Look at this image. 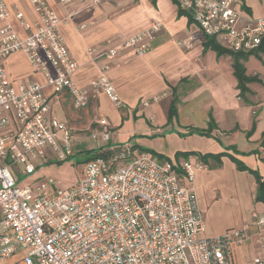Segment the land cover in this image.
Here are the masks:
<instances>
[{
  "label": "built area",
  "instance_id": "built-area-1",
  "mask_svg": "<svg viewBox=\"0 0 264 264\" xmlns=\"http://www.w3.org/2000/svg\"><path fill=\"white\" fill-rule=\"evenodd\" d=\"M72 1L58 0L63 6ZM174 1L202 35L231 51L249 53L263 46L264 16L244 12L241 0ZM30 2L37 15L33 25L0 0V264L19 252L23 256L12 264H231L232 245L245 243L257 246L253 264H264V213L251 214L252 228L198 237L203 221L196 193L180 178L193 181L202 164L184 158L160 161L145 151L135 153L128 142H112L106 117L95 120L103 128L104 144L76 184L61 188L41 179L17 185L16 174L35 171L30 159H45L47 151L57 161L72 154L70 128L51 115L44 88L68 94L74 109L89 99L72 80L78 64L59 31L61 20L45 0ZM10 16L26 31L24 37L15 33ZM160 26L150 23L106 55L129 48L144 56ZM17 52L42 74L43 83L10 79L2 61ZM106 69L100 67L89 86L119 108L122 102Z\"/></svg>",
  "mask_w": 264,
  "mask_h": 264
},
{
  "label": "crops",
  "instance_id": "crops-1",
  "mask_svg": "<svg viewBox=\"0 0 264 264\" xmlns=\"http://www.w3.org/2000/svg\"><path fill=\"white\" fill-rule=\"evenodd\" d=\"M4 1L22 11L31 25L37 22L30 0ZM45 1L61 20L59 31L78 64L72 75L73 82L90 95V80L99 76L100 67L107 65L104 73L122 102L119 109L114 106L116 113L110 120L103 108L112 103L102 93L91 95L89 107L70 110L72 103L68 94H53L45 87L44 92L51 101V115L55 104L67 125V122L77 125L81 118L92 113L106 117L113 142H118V138L111 129L122 126L131 116L133 120L145 123L137 134H131L156 136L149 140L138 138L132 145L141 148L147 145V149L170 161L175 160V154L180 151L200 154L226 151L264 175V97L259 95V87H256L264 79V44L256 53H245L247 56L242 60L245 74L256 75L259 79L247 84L248 91L243 99L238 96L233 51L217 39L214 40L223 52L204 48L199 28L189 21L187 13L179 12L173 0H103L96 5H91L89 0H73L65 6L58 0ZM244 2L252 16H264L261 0ZM9 22L19 37L26 35L17 19L10 16ZM152 22L161 26L149 41L150 48L144 56H138L129 48L111 58L106 55L109 49L119 46L123 39ZM252 58L261 61V65L251 67ZM2 64L13 82H44L42 74L23 53L9 55ZM173 86L178 87L179 102L176 113L169 119ZM149 99L154 100L149 104ZM146 101L148 105H144ZM153 102L163 103L164 112L161 119L154 122L151 120L156 110ZM209 121L213 125L209 136L189 133L192 129L207 128ZM68 127L72 133V126ZM248 131H251L250 135H247ZM187 159L203 166L196 171L193 181L180 178L184 186L194 188L201 215L203 211L208 213L207 216L210 214L209 218L201 216L203 230L200 236L219 235L244 225L252 228L251 214L264 213V205L254 199V176L248 171L237 170L227 156H222L218 165L213 160L203 164L196 155ZM256 248L254 243L233 244L228 253L230 263L253 264Z\"/></svg>",
  "mask_w": 264,
  "mask_h": 264
},
{
  "label": "rangeland",
  "instance_id": "rangeland-1",
  "mask_svg": "<svg viewBox=\"0 0 264 264\" xmlns=\"http://www.w3.org/2000/svg\"><path fill=\"white\" fill-rule=\"evenodd\" d=\"M261 2L264 5V0H261ZM260 62L261 61L255 58H252V62L250 66L254 67L256 65L258 67V65H261ZM256 85H257L256 87H259V91H260L259 95L264 97V83H260V84L258 83ZM90 91L91 93L89 95L88 103L86 104L85 107H83V109L89 107L91 95L94 97V96H98V94H101L98 92H94L91 89V87H90ZM157 99H159V97ZM153 100L154 99L152 100L149 99L148 100L149 104ZM155 104H156V110H155V115L151 117L152 122L161 119V116H163L164 114L163 109L161 107L163 103L162 105H159L153 102L152 106ZM103 109H104L103 111L105 112V115L110 120H111V117L115 116L116 110L114 108V105L112 104L111 106L106 105ZM70 110H76V109H74L73 106H70ZM121 110H124V108H122ZM52 113L59 121L65 122L64 119H62L61 116L59 115L58 107L55 104L52 107ZM156 116H157V119L155 118ZM98 117H101V116H96L95 114L92 113L86 118H83V119L81 118L80 121H78L77 125L67 122L68 125H71L73 128L72 133H71V150H72L71 156L67 158L66 160L57 161L54 158L53 154L50 151H47V158L45 159L40 158V157L30 159L29 161L33 163L35 166V171L30 175H23L22 173L16 174L17 185L19 186H24L28 184L32 185L41 179H45V180L52 179L56 181L57 185L61 188H66V187L76 184L83 176V170L88 161L87 160L89 156L88 151L93 148L96 149L99 145L104 144V142L101 139V133L103 131L102 130L103 128L95 124V120ZM144 126H145V123L143 121H138V120L135 121L130 116L129 119L122 124V126L119 127L116 125V127H113V129L111 130L115 131L114 134L116 133V138H118L117 139L118 142H128L129 144L132 145L133 142L137 140L138 138H141V139L145 138L149 140L151 138L153 139L156 137V136H150V135L134 136L133 134H131V132L132 133L138 132V130L142 129ZM93 132L97 134V139L92 137ZM111 140L113 142V138H111ZM55 141L58 145H60L59 136L55 138ZM97 141H99V143ZM142 146L143 148L146 149L147 145H142ZM138 151H142V150H139V147L134 148L135 153H137ZM151 155L155 157L157 160H160L158 157L154 156L153 154ZM207 214L208 213L203 211V214L201 215L203 219L205 217L206 218L210 217V214L208 216ZM198 237H201L200 234H198ZM22 256L23 254L21 252L16 253L12 255L8 260H6L4 264H12L15 261L19 260Z\"/></svg>",
  "mask_w": 264,
  "mask_h": 264
},
{
  "label": "trees",
  "instance_id": "trees-1",
  "mask_svg": "<svg viewBox=\"0 0 264 264\" xmlns=\"http://www.w3.org/2000/svg\"><path fill=\"white\" fill-rule=\"evenodd\" d=\"M241 9L244 12H246L247 14L251 15L250 9L245 5L244 0H241ZM179 12L186 14L185 12H183L181 10H179ZM189 21H191L190 18H189ZM202 39H203L204 48L214 49L218 53L223 52V48H221V46L214 40L213 37H210L207 35H202ZM262 44H264V40H263ZM261 48H262V46L258 50H260ZM232 53H233L234 58H235V60H234V74H235L236 81H237L238 96H239V98L244 99L245 93L248 91L247 84L251 83V82L259 81V79L256 75L248 76L245 74L244 67L242 64V60H243V58H246L247 54L242 53V52H232ZM250 53H256V51L249 52L248 54H250ZM177 91H178L177 86L171 87V100H170V104H169V108H168V118L169 119L177 111V104L179 102ZM212 128H213V125L209 121L207 128H205V129H192L189 131V133H197L200 135L209 136ZM250 134H251V131H248L247 135H250ZM132 147L136 148V147H139V145L134 144V145H132ZM100 148H101V146L97 147L96 149L93 148V149L89 150L88 151L89 156H88L87 160L94 158L98 154V150ZM139 150L153 154L154 156L158 157L160 159V161H170V159H167L165 156H163L159 153H156L153 150H150L147 148L145 149V148H141V147H139ZM190 155L198 156V159L204 164H206L208 160H213V161H215L216 165H218L220 163V159L222 156H227L235 164L237 170L248 171L249 173H251L254 176V179L256 182V191H255L254 199L256 202H261L264 205V175L259 174V172L257 170L251 169L246 164H244L243 161L236 158L233 154L227 153L226 151H223L220 153H215V154H212V153L200 154V153L194 152V151H180V152H177L175 154V160H178L179 157L187 159L188 156H190Z\"/></svg>",
  "mask_w": 264,
  "mask_h": 264
}]
</instances>
